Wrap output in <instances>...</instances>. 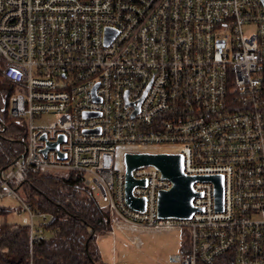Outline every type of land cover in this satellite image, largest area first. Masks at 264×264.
<instances>
[{
    "label": "built area",
    "instance_id": "1",
    "mask_svg": "<svg viewBox=\"0 0 264 264\" xmlns=\"http://www.w3.org/2000/svg\"><path fill=\"white\" fill-rule=\"evenodd\" d=\"M0 61L15 87L8 114L26 126L0 196L20 200L29 173L76 172L112 233L187 232L172 263L264 264V0H0ZM161 147L170 153L146 150ZM128 153L178 154L185 175H220L222 209L214 184L196 180L192 215L159 217L171 184L146 166L132 171L144 209L130 207ZM37 216L31 243L48 222Z\"/></svg>",
    "mask_w": 264,
    "mask_h": 264
},
{
    "label": "trees",
    "instance_id": "2",
    "mask_svg": "<svg viewBox=\"0 0 264 264\" xmlns=\"http://www.w3.org/2000/svg\"><path fill=\"white\" fill-rule=\"evenodd\" d=\"M1 67L0 61V172L12 165L26 144L25 121L8 114L15 87L3 78ZM17 190L28 212L45 214L48 222L33 243L29 224H1L0 264H107L96 236L110 230L109 216L79 173H29ZM8 212L0 206V215ZM184 251L186 243L180 247Z\"/></svg>",
    "mask_w": 264,
    "mask_h": 264
},
{
    "label": "rangeland",
    "instance_id": "3",
    "mask_svg": "<svg viewBox=\"0 0 264 264\" xmlns=\"http://www.w3.org/2000/svg\"><path fill=\"white\" fill-rule=\"evenodd\" d=\"M251 29H253V27H251ZM50 120H52V118L50 117L43 118L44 122H49ZM214 169L221 170L222 166H214ZM193 177L211 176L197 175ZM164 179L168 180L172 187V182L167 178ZM136 186L143 187L145 186V184ZM18 195L20 196V194ZM0 206L9 210L7 214L0 215V225L3 223L14 225L27 223L30 225V221H32L33 224L36 225L38 224V222H40V217L37 215L33 216L32 214L33 219L32 217L30 218L28 212L24 209L20 200L16 198H12L10 196H0ZM109 220L111 222L110 218ZM108 232L112 233L111 227ZM108 232L97 235L96 241L100 248L99 250L101 252L103 261L109 264H179L170 262V257L179 254L181 245L185 243L186 238H188L187 232H182L180 229L157 230L150 227L141 226H122L120 228H114L113 234H110ZM217 264L230 263L227 261H223L218 262Z\"/></svg>",
    "mask_w": 264,
    "mask_h": 264
},
{
    "label": "water",
    "instance_id": "4",
    "mask_svg": "<svg viewBox=\"0 0 264 264\" xmlns=\"http://www.w3.org/2000/svg\"><path fill=\"white\" fill-rule=\"evenodd\" d=\"M114 33L108 32L107 39H111ZM63 141V137H59ZM57 143L48 144L47 148H56ZM142 166H153L157 168L163 178L172 182L168 191L158 193L157 212L161 218H189L195 211L192 199L195 193L192 191V183L196 180L211 181L214 184L215 206L217 210L222 209V177L215 175L211 177L186 176L182 170V157L178 154H131L124 156L125 170V201L137 210L144 209V199L135 198L132 189L136 185H144V181L135 180L132 171Z\"/></svg>",
    "mask_w": 264,
    "mask_h": 264
},
{
    "label": "bare ground",
    "instance_id": "5",
    "mask_svg": "<svg viewBox=\"0 0 264 264\" xmlns=\"http://www.w3.org/2000/svg\"><path fill=\"white\" fill-rule=\"evenodd\" d=\"M148 152H154V153H170L169 148L161 147V148H147Z\"/></svg>",
    "mask_w": 264,
    "mask_h": 264
},
{
    "label": "crops",
    "instance_id": "6",
    "mask_svg": "<svg viewBox=\"0 0 264 264\" xmlns=\"http://www.w3.org/2000/svg\"><path fill=\"white\" fill-rule=\"evenodd\" d=\"M108 233H110V232H108ZM110 234H113V233H110ZM98 245V244H97ZM99 247V246H98ZM100 249V248H99ZM180 252V251H179ZM105 263H107V262H105ZM107 264H109V263H107Z\"/></svg>",
    "mask_w": 264,
    "mask_h": 264
}]
</instances>
